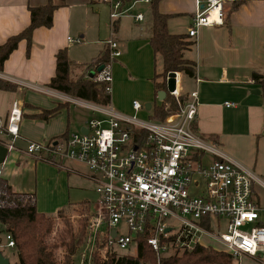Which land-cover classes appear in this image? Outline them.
Wrapping results in <instances>:
<instances>
[{"label":"crops","instance_id":"obj_1","mask_svg":"<svg viewBox=\"0 0 264 264\" xmlns=\"http://www.w3.org/2000/svg\"><path fill=\"white\" fill-rule=\"evenodd\" d=\"M47 1L0 0V45L29 25V8L45 5ZM243 1L227 22L199 27L194 37L188 32L196 13L195 0H162L158 11L170 16L167 21L170 34L185 35L193 43L183 53L184 59L195 64L194 77H188L189 88L179 89L184 75L177 73V78L183 98L197 92L194 132L264 177V90L252 78L254 73L264 74V0ZM53 3L57 8L52 26L33 32L28 55L26 41H20L0 71V79L15 86L14 91L0 90V120L6 121L14 100L19 99L22 108L19 137L11 142L0 131V183L12 193L33 195L36 211L48 217L67 210L83 195L84 180L93 184L87 178L88 169L79 162L56 157L54 165L25 154L31 142L65 141L87 127L88 122L78 120L70 109L79 105L65 99L73 97L47 86L55 75V55L66 50L71 76L92 79L98 73L97 68L88 66L108 51L106 41L111 33L110 19L105 23L103 18L107 14L105 6L110 14L108 3L98 0H53ZM124 7L130 8L132 14H142L149 4L133 1L125 2ZM227 9L228 5L224 18ZM146 22L145 16L140 22L126 16L113 24L120 56L111 63L110 105L119 113L133 115V101L143 100L150 110L143 107L136 114L145 116L147 111L150 119L153 108L160 104L154 85L161 81L156 79L161 72L157 70L158 56L149 43L151 25ZM68 39L79 42L70 43ZM59 105L55 116L48 120L38 117ZM93 112L99 115L98 119L102 118ZM9 143H13L15 150H7L5 144ZM74 165L79 168H73ZM232 264L260 263L241 256Z\"/></svg>","mask_w":264,"mask_h":264},{"label":"built area","instance_id":"obj_2","mask_svg":"<svg viewBox=\"0 0 264 264\" xmlns=\"http://www.w3.org/2000/svg\"><path fill=\"white\" fill-rule=\"evenodd\" d=\"M101 1L110 5L111 33L106 41L109 62L92 80L102 83L110 96L111 63L120 56L113 24L123 15L136 22L143 16L132 14L123 0ZM139 1L150 4L151 0ZM237 1L242 0H195L196 13L188 35L194 37L199 27L221 26L225 4ZM178 85L177 78L175 89L169 93L175 100L181 97ZM65 99L88 107L102 118L89 120L86 133L71 134L65 141L31 142L25 154L54 165L56 157L69 159L88 169L87 178L98 195L97 211L88 223L89 246L99 243L106 254L113 249L128 251L136 247L137 235L147 233V243L158 255H170L174 249L190 251L199 245L234 259L245 256L264 264V177L192 130L197 92L188 94L178 111L163 121L140 119L136 113L143 105L138 101L132 103L134 114L125 115L110 104H89L67 96ZM21 109L19 99L14 100L6 121L0 120V131L11 142L19 137ZM5 147L15 150L13 143ZM203 153L209 155L207 162L201 160ZM21 201L34 205L35 199L31 194H22ZM4 202L5 194L0 190V207ZM119 225L125 227V233L117 229ZM222 227L224 232L218 234L209 231ZM1 229L4 244L0 241V249L14 250L12 235L0 224ZM170 237L172 241L166 240ZM87 261L85 257L81 264H90Z\"/></svg>","mask_w":264,"mask_h":264},{"label":"trees","instance_id":"obj_3","mask_svg":"<svg viewBox=\"0 0 264 264\" xmlns=\"http://www.w3.org/2000/svg\"><path fill=\"white\" fill-rule=\"evenodd\" d=\"M139 0H123V2H133ZM162 0H151L149 11L151 15V36L150 46L154 54L161 59V73L156 75V79L161 81L154 85L157 95L160 91H166L167 76L169 73L183 74L187 77H194L195 64L184 59L183 53L190 48L193 43L187 40L185 35L170 34L167 29L169 15L161 14L158 5ZM244 1H237L228 4L227 14L223 24L228 21L231 13L240 8ZM53 0H48L45 5L29 8V25L17 35L9 37L0 45V71L4 62L17 48L20 41H26L27 55L32 44V34L38 28H50L55 9ZM226 10V9H225ZM109 62V51H106L91 62L88 67L98 68ZM252 78L255 84L264 90V74L254 73ZM50 89L62 92L73 98H77L95 105L107 106L110 104V96L104 90V85L87 79L84 75L73 78L71 76V64L67 57L66 50H59L55 55V75L47 85ZM0 90L14 91L15 86L0 79ZM185 98L179 100L166 93L165 99L152 110L151 120L163 121L166 117L175 114L180 103ZM61 105L50 111H43L38 117L48 120L55 116ZM192 130L195 131L194 124ZM0 190L5 194V202L0 207V224L4 226V231L9 232L14 240L17 255L15 264H58L54 256V250L58 248L49 246L45 238L51 233L53 219L36 211L34 205L23 204L22 194L12 193L10 188L0 183ZM86 206L85 204H81ZM89 208V207H88ZM61 212V211H60ZM59 213V212H58ZM86 220V219H85ZM84 220V221H85ZM81 224L80 230L73 235L70 229L64 232L61 237V246L66 249V262L76 252L77 246L82 243L85 237V223ZM0 230V234L2 233ZM149 234L137 235L134 239L136 245V255L130 253L120 254L118 250H110L108 257L102 264H232L234 258L223 252L196 245L192 250H183L182 253L176 251L170 255H158L147 243ZM172 241L173 237L166 239ZM1 241V238H0ZM107 255V254H106ZM68 264V263H67Z\"/></svg>","mask_w":264,"mask_h":264},{"label":"rangeland","instance_id":"obj_4","mask_svg":"<svg viewBox=\"0 0 264 264\" xmlns=\"http://www.w3.org/2000/svg\"><path fill=\"white\" fill-rule=\"evenodd\" d=\"M101 1V0H98ZM102 3V2H99ZM229 3L225 4V8L224 10L227 8V5ZM107 9V14H103V18L105 19V23H107V21L110 19V14L108 16V8L107 6H105ZM104 11L102 10L101 13H103ZM142 16H145V21H147L146 23L151 25V15H150V11L149 9H147V7H145L144 10H142ZM121 17H126L125 15L121 16ZM103 21V22H104ZM157 70L158 72H161V59L159 57H157ZM190 86V81L189 78L186 76H182V80L181 83L179 85V89L181 88V90H187ZM135 93V91L133 92ZM113 96V93H112ZM143 107L145 106L146 102L141 100L139 101ZM159 102V101H158ZM71 111H73V113L75 114V116L77 117L78 120H85L86 122L89 121V119L95 118L98 119L99 115L95 114L91 109H89L88 107H84V106H78V107H74L72 106ZM145 110V108L143 109ZM145 116L143 115H139L138 117L140 119H144L147 120L148 119V115H147V111H144ZM77 132H79V130H77ZM201 160L203 162H207L209 160V155L207 154H202L201 155ZM70 163V162H69ZM73 167V166H72ZM73 168H79L78 165H74ZM84 186L83 188L85 189V192L83 193L82 196L77 197L75 199L76 202H74V204L69 207L67 210L65 211H61L59 213H57L55 216H52L51 218L53 219V227H52V231L51 233L45 238V242L47 245L49 246H57L58 248H56L54 250V256L56 259V262L58 264H81V260L84 259L86 257V259H88L87 263L90 264H102L106 257H108L109 253L106 255V253L102 250L101 245L99 243H97L94 246H89L88 245V223H89V219L90 216L97 211V201H98V195L96 193L95 190V186L94 184H91L90 182H87L86 180H84ZM193 192V191H191ZM87 203L88 206H84L81 205V203ZM89 207V208H88ZM86 219V220H85ZM85 220V221H84ZM85 223V237L82 240V243L80 245L77 246L76 252L71 256L70 261L66 262V249L61 246L62 244V240L61 237L64 234V232L68 231V229L71 230V232L73 233V235L77 234V232L80 230L81 224ZM117 229L121 232V233H125V227L123 225H119L117 226ZM211 233L214 234H218L221 232H224V228L222 227L219 230H214L211 229L209 230ZM209 243V245H211V247H213V243H210V241H207ZM1 243L2 245L4 244V240L1 237ZM177 251L179 253V255L182 253V251L180 250H172L171 254H174V252ZM123 253L127 252L130 253L131 255H136V247L132 246L129 248V250L127 251H122ZM122 252H119L120 254H122ZM0 254L6 258L10 264H15L17 263V255H16V251L15 250H11V249H7V248H1L0 249Z\"/></svg>","mask_w":264,"mask_h":264},{"label":"water","instance_id":"obj_5","mask_svg":"<svg viewBox=\"0 0 264 264\" xmlns=\"http://www.w3.org/2000/svg\"><path fill=\"white\" fill-rule=\"evenodd\" d=\"M104 65H101L97 68V72H101V70L103 69ZM176 79H177V73H169L167 76V82H166V91H160L157 94V99L158 101L162 102L165 97H166V93H170L175 89V83H176ZM253 92V91H252ZM255 93L258 94V91H254ZM144 108L149 111L150 110V105L146 104L144 106ZM86 129H82L80 131V133H86ZM169 229H167L166 232H168ZM112 236H114V232L112 233ZM0 264H9V261L4 258L1 254H0Z\"/></svg>","mask_w":264,"mask_h":264}]
</instances>
